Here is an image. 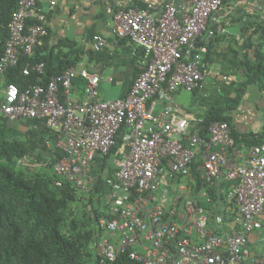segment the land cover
<instances>
[{
    "label": "built area",
    "instance_id": "1",
    "mask_svg": "<svg viewBox=\"0 0 264 264\" xmlns=\"http://www.w3.org/2000/svg\"><path fill=\"white\" fill-rule=\"evenodd\" d=\"M221 4L168 1L157 16L135 5H106L115 36L138 47L144 60L121 99L101 98L102 77L73 67L22 90L6 82L0 117L40 120L57 133L60 157L42 164L51 169L54 188L101 195L98 160L124 131L126 150L100 199L106 208L96 242L101 264L123 254L140 264H264L248 239L264 229V136L243 153L228 122L214 120L202 135L203 118L184 115L174 101L179 90L192 93L212 71L206 59L212 30L201 36L209 22H223ZM46 23L37 0H17L0 34V76L23 56L35 55L48 35ZM104 44L101 35H93L95 51ZM32 72L43 75L44 63L27 62L22 74ZM76 77L85 81L79 101L71 97ZM157 100L163 102L160 110ZM209 188L228 200L229 219L201 205L213 202ZM211 223L230 226L216 231Z\"/></svg>",
    "mask_w": 264,
    "mask_h": 264
},
{
    "label": "crops",
    "instance_id": "2",
    "mask_svg": "<svg viewBox=\"0 0 264 264\" xmlns=\"http://www.w3.org/2000/svg\"><path fill=\"white\" fill-rule=\"evenodd\" d=\"M168 1L177 0H105L100 3L37 0V7L46 15L48 30L43 44L37 48V56L44 59L50 74H58L66 67H73L77 72L85 70L99 74L102 77L97 86L100 97L121 99L143 69L144 60L138 47L115 36L106 5L113 9L135 5L157 16ZM219 13L225 15L223 22L220 25L209 22L207 31L201 36V39L206 38L207 32L212 30L213 34L207 41L206 55L212 71L192 93L179 90L174 95L175 103L187 116L203 118L210 107L228 105L234 101L244 81L243 63L252 52L250 43L253 39L249 37L256 26H264V0H222ZM96 34L105 39L99 51L92 48V37ZM78 80L79 77L73 79L74 82ZM6 82V76H0L1 98ZM71 97L76 101L83 98L82 89L76 83ZM162 105L163 102L157 100V110ZM261 107H264V93L255 86H249L243 101L232 111V126L238 136L235 142L243 153L250 145L243 139L244 136L264 133ZM258 121H261L259 125ZM6 127L12 129L15 137L26 145L27 154L23 158L45 163L60 157L56 149L57 133L49 130L43 121L7 120ZM125 150L126 140L122 130L117 136L116 145L106 156L108 161L98 169L101 173L99 189L102 193L98 195L99 200L106 196L108 186L105 180L113 178L118 160ZM208 211L215 212L210 208ZM221 214L229 219V207ZM211 226L221 231L227 230L230 223L224 226L211 223ZM248 239L251 251L264 256V229L249 234Z\"/></svg>",
    "mask_w": 264,
    "mask_h": 264
},
{
    "label": "trees",
    "instance_id": "3",
    "mask_svg": "<svg viewBox=\"0 0 264 264\" xmlns=\"http://www.w3.org/2000/svg\"><path fill=\"white\" fill-rule=\"evenodd\" d=\"M16 4L17 0H0V34L4 33L2 27L8 23ZM249 38L253 39L250 43L252 52L243 63L244 81L240 90L231 104L207 110L200 124L202 135H206V128L212 121L223 120L229 123L237 140L232 126V111L243 101L249 86H255L264 93V26H256ZM2 51L0 46V55ZM27 62H43L44 74L32 72L23 75L22 68ZM51 75L55 74H50L44 59L38 58L37 52L31 58L23 56L17 66L8 68L5 73L7 82L15 83L20 90L32 84H44ZM75 83L83 90L85 81L81 77L73 81V85ZM6 121L3 119L0 122V264H101L97 251L93 250L88 254L89 258L84 259L82 243L61 230L63 212L73 193L66 186L54 188L51 176L28 178L12 172L7 166L6 163L25 157L27 147L15 137L12 129L6 127ZM263 136L264 133H251L243 139L252 144ZM57 191L63 192L59 195ZM208 191L211 198L215 197L211 188ZM201 205L206 209L211 206L205 202ZM103 264L140 263L123 254L115 261Z\"/></svg>",
    "mask_w": 264,
    "mask_h": 264
},
{
    "label": "rangeland",
    "instance_id": "4",
    "mask_svg": "<svg viewBox=\"0 0 264 264\" xmlns=\"http://www.w3.org/2000/svg\"><path fill=\"white\" fill-rule=\"evenodd\" d=\"M260 112L263 116L264 107H261ZM262 116L261 119L264 121V116ZM3 119V117H0V122ZM260 123L261 121H258L257 125ZM119 154H121V152H119ZM107 159L108 157H104L98 160L99 165L97 167H103L108 161ZM6 164L12 172L22 174L28 178L34 177L35 175H43L46 178L51 176V169L49 167L42 166L43 162L40 161L31 162L23 158L14 159L10 163ZM223 187L225 188L224 185ZM96 191L81 196H76L73 193L74 196L68 199V206L63 212L61 230L65 235L76 238L78 242L82 243L83 252L85 254L84 259H88V254L93 250L96 251V242L98 238L97 235H99L98 220L101 217L106 216V208L99 200V196L97 195ZM57 192L60 195L63 191ZM214 196L215 197L212 198L213 202L210 206V209L224 213L229 205L228 200H226L225 196Z\"/></svg>",
    "mask_w": 264,
    "mask_h": 264
}]
</instances>
